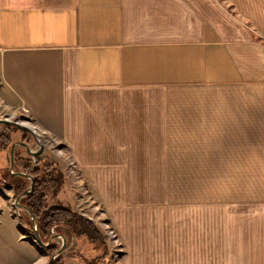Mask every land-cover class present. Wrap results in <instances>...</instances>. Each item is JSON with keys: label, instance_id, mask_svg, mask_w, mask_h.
Listing matches in <instances>:
<instances>
[{"label": "crops", "instance_id": "1", "mask_svg": "<svg viewBox=\"0 0 264 264\" xmlns=\"http://www.w3.org/2000/svg\"><path fill=\"white\" fill-rule=\"evenodd\" d=\"M0 104L62 144L126 264H264V0H0Z\"/></svg>", "mask_w": 264, "mask_h": 264}, {"label": "rangeland", "instance_id": "2", "mask_svg": "<svg viewBox=\"0 0 264 264\" xmlns=\"http://www.w3.org/2000/svg\"><path fill=\"white\" fill-rule=\"evenodd\" d=\"M8 113L7 109L0 104V119L21 121L35 131L36 124L32 120L23 115ZM5 129L6 125L0 123V135ZM13 139L14 143L26 141L33 151L40 150V143L44 145V150L39 156H32L22 145H18L15 152H20L26 159L40 157L44 161L49 160L64 171L65 182L58 193L49 196L48 204L71 208L91 220L100 229L103 242L110 251V255L105 259L107 250L104 245L100 248V244L96 246L87 238H76L71 235L68 243L66 242L64 252L57 257H62V264H88L101 256H103L102 264H126L127 248L123 238L89 183L77 171L73 161L66 156V150L62 144L48 133H36L34 137L31 133L22 130L15 132ZM11 163V151L0 149V171L5 167L11 168ZM215 194L216 254L219 257L224 252L225 240L222 182L216 183ZM16 199L14 188L8 185L0 174V264H48L50 255L46 252V247L41 246L36 240L35 232L29 224L28 215L30 214L27 210L18 209ZM54 241L60 250L63 244L62 238Z\"/></svg>", "mask_w": 264, "mask_h": 264}, {"label": "trees", "instance_id": "3", "mask_svg": "<svg viewBox=\"0 0 264 264\" xmlns=\"http://www.w3.org/2000/svg\"><path fill=\"white\" fill-rule=\"evenodd\" d=\"M19 129L14 126L6 125V130L0 135V149L3 151H11L14 144L13 135ZM26 142V141H25ZM14 172H25L35 181L34 191L23 196L20 203L27 207L36 219L42 240L49 243L54 235H63L68 243L69 238L73 235L76 238H87L92 244L104 245L106 257L109 256V248L103 242V236L100 229L88 218L79 212L64 206H50L48 198L51 194H56L61 190L65 182L64 171L55 163L47 160L44 161L40 157L24 158L20 152L15 153ZM1 177L15 190L16 196L22 195L31 185L28 177L18 176L12 173L11 168H2ZM29 217V224L34 230V222ZM70 232V233H68ZM46 252L52 258L59 251L57 243L53 241L51 245L45 248ZM103 256L97 257L93 262L88 264H102ZM104 259V260H105ZM62 257L56 258L53 264H62Z\"/></svg>", "mask_w": 264, "mask_h": 264}, {"label": "water", "instance_id": "4", "mask_svg": "<svg viewBox=\"0 0 264 264\" xmlns=\"http://www.w3.org/2000/svg\"><path fill=\"white\" fill-rule=\"evenodd\" d=\"M0 123L1 124H5V125H9V126H14V127L18 128L19 130H22V131L31 133L35 137V134L32 131V129L26 123H23L21 121H14L12 119H0ZM18 145L24 146L26 148L27 152L29 154H31L32 156H39V155H41V153L44 150V145L41 144V143L39 144L40 145V150L39 151H33L32 148L27 143H25V142H17V143H14L12 145V148H11V162H12V167L11 168H12V170H14L15 164H16V160H15V150H16V148H17ZM14 174L15 175H18V176L28 177L30 179V181H31V185H30L29 189H27L22 195H20V196L17 197V199H16V205H17L18 209H20V210H27L29 212V214L31 215L32 220H33L34 225H35V236H36L37 242L41 246L47 247V246L51 245V243L54 240L58 239V238H62V240H63V244H62L59 252L56 255H54L50 259V261L48 263V264H52L55 261V259L64 252V250L66 248V239L64 237L60 236V235H54L51 238V240H50L49 243H45L42 240V237H41V234H40L39 228L37 226L36 219H35L34 215L30 212V210L27 207L22 206L21 203H20V201H21V199H22L23 196H27V195L31 194L34 191L35 181H34V179L31 176H28L23 171H21L19 173H14Z\"/></svg>", "mask_w": 264, "mask_h": 264}, {"label": "built area", "instance_id": "5", "mask_svg": "<svg viewBox=\"0 0 264 264\" xmlns=\"http://www.w3.org/2000/svg\"><path fill=\"white\" fill-rule=\"evenodd\" d=\"M34 128H35V131L32 129L34 134H36V133H45L46 134V132L43 129H41L38 125H34ZM58 148H60V147H58ZM60 152L63 153L62 151H60Z\"/></svg>", "mask_w": 264, "mask_h": 264}, {"label": "flooded vegetation", "instance_id": "6", "mask_svg": "<svg viewBox=\"0 0 264 264\" xmlns=\"http://www.w3.org/2000/svg\"><path fill=\"white\" fill-rule=\"evenodd\" d=\"M26 143V142H25ZM28 145H29V143H27ZM30 146V145H29ZM16 153V152H15ZM11 165H12V163H11ZM12 167V166H11ZM12 173L14 174L15 172L12 170Z\"/></svg>", "mask_w": 264, "mask_h": 264}]
</instances>
